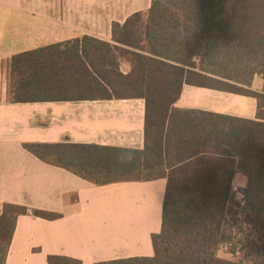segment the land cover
Returning a JSON list of instances; mask_svg holds the SVG:
<instances>
[{
  "label": "trees",
  "instance_id": "1",
  "mask_svg": "<svg viewBox=\"0 0 264 264\" xmlns=\"http://www.w3.org/2000/svg\"><path fill=\"white\" fill-rule=\"evenodd\" d=\"M256 1L249 11L254 16ZM241 2L152 0L148 11L113 24L112 42L84 36L11 58L12 103L146 102L142 150L71 142L24 145L40 160L96 185L167 178L154 256L97 264H264V89H252L256 75L264 79V38L245 42ZM185 84L254 97L257 119L180 110L175 105ZM239 172L247 177L242 200L233 191ZM0 206V264H7L20 216L62 217ZM222 245L235 260L219 257ZM48 262L83 264L66 256H49Z\"/></svg>",
  "mask_w": 264,
  "mask_h": 264
},
{
  "label": "crops",
  "instance_id": "2",
  "mask_svg": "<svg viewBox=\"0 0 264 264\" xmlns=\"http://www.w3.org/2000/svg\"><path fill=\"white\" fill-rule=\"evenodd\" d=\"M151 5L152 0H0V64L8 65L9 75V80L0 75V95L10 94L13 56L84 36L112 42L114 23L124 24ZM124 66L128 72L130 66ZM252 89H264L261 75L253 78ZM175 107L247 120L258 114L254 97L188 84ZM145 124L144 99L0 102V205L62 215L20 216L7 264H49V256L83 264L154 256L167 178L96 185L24 147L71 142L142 150ZM246 185L239 172L233 186Z\"/></svg>",
  "mask_w": 264,
  "mask_h": 264
},
{
  "label": "rangeland",
  "instance_id": "3",
  "mask_svg": "<svg viewBox=\"0 0 264 264\" xmlns=\"http://www.w3.org/2000/svg\"><path fill=\"white\" fill-rule=\"evenodd\" d=\"M253 1V3H252ZM257 2L256 0H242L240 3L241 8L243 9V15L241 18L240 25L242 26V33L245 36V42H248V45H251L253 42L256 41L258 36L264 38V0H258L259 4V13L257 16L251 14L250 9L254 8L253 4ZM249 12V13H248ZM257 37V38H256ZM250 48V47H249ZM253 50L250 48V55L252 54ZM126 66L123 65V69ZM264 67V66H263ZM259 69H263L262 66ZM0 75L1 78L8 79V65L0 64ZM7 82V81H6ZM11 86V82H10ZM8 90V89H7ZM11 95L6 91L3 95H0V102H10L12 101ZM237 195V194H236ZM238 200H242V195H237ZM2 211V206H0V213ZM219 257L227 260H235L236 257L229 253L228 247L226 245H222L218 251Z\"/></svg>",
  "mask_w": 264,
  "mask_h": 264
},
{
  "label": "built area",
  "instance_id": "4",
  "mask_svg": "<svg viewBox=\"0 0 264 264\" xmlns=\"http://www.w3.org/2000/svg\"><path fill=\"white\" fill-rule=\"evenodd\" d=\"M233 191H234V193H236L237 195H242V194H241V191H240L239 189L235 188V187H233Z\"/></svg>",
  "mask_w": 264,
  "mask_h": 264
}]
</instances>
